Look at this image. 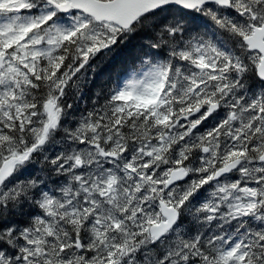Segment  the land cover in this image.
I'll use <instances>...</instances> for the list:
<instances>
[{
	"label": "snow or ice",
	"instance_id": "snow-or-ice-1",
	"mask_svg": "<svg viewBox=\"0 0 264 264\" xmlns=\"http://www.w3.org/2000/svg\"><path fill=\"white\" fill-rule=\"evenodd\" d=\"M0 264H264V0H0Z\"/></svg>",
	"mask_w": 264,
	"mask_h": 264
},
{
	"label": "trees",
	"instance_id": "trees-1",
	"mask_svg": "<svg viewBox=\"0 0 264 264\" xmlns=\"http://www.w3.org/2000/svg\"><path fill=\"white\" fill-rule=\"evenodd\" d=\"M104 75H105V73H104V71H102L101 72V76H104ZM97 79H99V77ZM88 91L94 92L95 91V87L94 86L88 87ZM79 104H82V106H92L91 105V100L89 99L88 96L85 97V100L79 101Z\"/></svg>",
	"mask_w": 264,
	"mask_h": 264
}]
</instances>
